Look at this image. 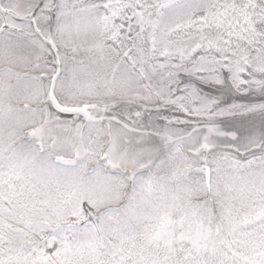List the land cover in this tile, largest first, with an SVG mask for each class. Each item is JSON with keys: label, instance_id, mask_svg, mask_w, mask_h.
Returning a JSON list of instances; mask_svg holds the SVG:
<instances>
[{"label": "snow or ice", "instance_id": "snow-or-ice-1", "mask_svg": "<svg viewBox=\"0 0 264 264\" xmlns=\"http://www.w3.org/2000/svg\"><path fill=\"white\" fill-rule=\"evenodd\" d=\"M0 264H264V0H0Z\"/></svg>", "mask_w": 264, "mask_h": 264}]
</instances>
